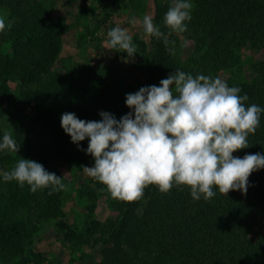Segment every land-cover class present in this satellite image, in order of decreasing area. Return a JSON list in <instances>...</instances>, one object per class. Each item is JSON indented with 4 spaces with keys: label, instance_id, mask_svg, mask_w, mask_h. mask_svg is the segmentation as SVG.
<instances>
[{
    "label": "trees",
    "instance_id": "trees-1",
    "mask_svg": "<svg viewBox=\"0 0 264 264\" xmlns=\"http://www.w3.org/2000/svg\"><path fill=\"white\" fill-rule=\"evenodd\" d=\"M188 1L194 9L183 18ZM0 7L9 12L8 21L0 18V264L49 262L35 245L48 222L74 248H97L77 264H264V226L255 229L264 220V62L253 66L251 82L219 77L242 48L264 54V0H155L150 44L128 48L148 108L160 121L176 120L186 103L174 92L179 84L196 93L209 85L216 95L192 96L204 102L207 124L181 128L152 158L134 157L121 143L134 113L116 82L91 66L55 68L63 32L42 1L0 0ZM180 35L195 47L186 62ZM211 150L221 169L204 164ZM35 160L43 166H31ZM51 160L74 163L94 183L83 194L82 226L65 220L61 177L46 172ZM110 190L112 212L101 222L97 201Z\"/></svg>",
    "mask_w": 264,
    "mask_h": 264
},
{
    "label": "rangeland",
    "instance_id": "rangeland-1",
    "mask_svg": "<svg viewBox=\"0 0 264 264\" xmlns=\"http://www.w3.org/2000/svg\"><path fill=\"white\" fill-rule=\"evenodd\" d=\"M53 13L55 20L63 32V48L55 68L63 70V66H91L97 76L103 80L116 82L121 87L124 104L134 113L127 121L121 133V143L126 151L137 158H152L159 145L167 144L175 138L181 128L192 127L201 122L206 125L205 104L198 103L192 96L214 98L216 91L212 86H206L199 93L194 92L190 85L179 84L174 92L185 98L181 115L176 119L160 121L157 111L148 108L145 100L147 94L144 87L138 84V72L135 63L136 55H131L128 48H139V42L150 44L152 35L156 32L154 24L155 0H145L138 8L130 7L128 0H40ZM168 0H156L164 3ZM175 5L179 0H172ZM194 9V2L188 1L183 18ZM9 12L0 7V18L8 21ZM178 57L186 62L194 54V44L188 35H180ZM264 62V54L252 47H244L238 53L237 62L227 71L219 74L222 82L253 81L256 72L253 66ZM5 136L10 139L13 130L5 119L2 123ZM17 164H21L18 162ZM206 165L223 167L216 150H211ZM31 166L41 168L40 161L30 162ZM15 167V166H14ZM46 172L61 177L64 185L65 220L73 226H82L88 218V204L84 192L87 188L94 189L91 177L79 173L74 163L51 160L46 165ZM114 191L102 195L97 201L94 214L97 220L104 222L111 215V201ZM264 226V220L259 217L255 226L259 230ZM35 245L39 252L48 256L49 262L57 264H77L82 253L93 254L97 248L82 246L74 248L63 240L53 225L42 224L35 235ZM47 262L46 264H49Z\"/></svg>",
    "mask_w": 264,
    "mask_h": 264
}]
</instances>
